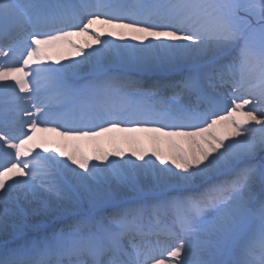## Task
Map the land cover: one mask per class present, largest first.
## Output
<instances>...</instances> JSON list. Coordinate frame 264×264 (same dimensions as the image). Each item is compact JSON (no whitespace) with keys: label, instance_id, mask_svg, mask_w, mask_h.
I'll return each mask as SVG.
<instances>
[{"label":"snow or ice","instance_id":"6c2138e0","mask_svg":"<svg viewBox=\"0 0 264 264\" xmlns=\"http://www.w3.org/2000/svg\"><path fill=\"white\" fill-rule=\"evenodd\" d=\"M113 130L173 151L36 137ZM0 230V264H264V0H0Z\"/></svg>","mask_w":264,"mask_h":264},{"label":"bare ground","instance_id":"6f19581e","mask_svg":"<svg viewBox=\"0 0 264 264\" xmlns=\"http://www.w3.org/2000/svg\"><path fill=\"white\" fill-rule=\"evenodd\" d=\"M97 27L102 28L103 35L101 39H108L114 41L115 44H140L141 42L135 41L131 38V34H126L124 39H120L118 36H110L109 32L112 31V29H109L104 26L97 25ZM70 39L76 42L78 46L85 47V51H90L86 47L88 43H92L93 37L90 35H80V36H73ZM155 42V41H154ZM144 43H147L146 41ZM93 48L99 47V45H96L95 43L92 44ZM76 49L71 47L70 45L59 43L56 45H53L49 48L48 54L51 57L50 60H46L43 63L51 64L53 67H59L60 64L68 63L72 60L80 59V57L75 55ZM59 61V64L57 63ZM131 75H133L135 78L139 79H149L148 74H137L135 72H132ZM151 78H155V76H152ZM18 91V89H17ZM23 95V93H21ZM230 107V105H229ZM31 110V109H30ZM249 110L247 107L245 108V111ZM220 114H224L221 112ZM45 125H41V127H44ZM50 127H55L56 125H48ZM219 131L223 134H227L229 131V128L226 123H222L218 126ZM139 136L143 141V147L149 151V154L153 150H161L165 154H170L173 150L171 149L170 145L167 143L163 144H155L151 140V136L153 134L151 133H126V132H120L118 130H113L112 132L106 133L103 136L96 138V139H83L79 141L70 140V139H64L59 137L56 133L52 132H40L37 131L36 137L38 140H44L47 139L49 141L51 151L54 148H60L64 151H71L74 147L79 146L82 148L89 156L94 157L95 155L99 154L101 149H104L108 152L115 153L118 149H122L125 152L126 156H131V151L137 150L138 145L132 142L131 137ZM37 151H42L41 149H37ZM48 153H45L47 155ZM110 159H120L118 157H115L114 155L110 157ZM132 159H135L132 157ZM97 163H103L98 161H93ZM139 162V161H138ZM158 163V162H157ZM174 167V166H173ZM69 179L71 180V176H69ZM29 223H36V221L29 217ZM44 220V223L51 222L47 218H42ZM29 237L30 238H36L38 235L42 236L44 234V228L41 227L39 229H29ZM5 240V235L2 230H0V244L3 243Z\"/></svg>","mask_w":264,"mask_h":264}]
</instances>
